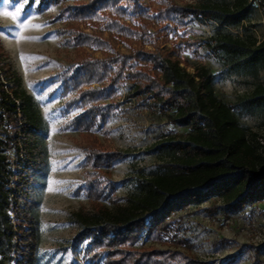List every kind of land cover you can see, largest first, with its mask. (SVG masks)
Here are the masks:
<instances>
[{
	"label": "trees",
	"instance_id": "obj_1",
	"mask_svg": "<svg viewBox=\"0 0 264 264\" xmlns=\"http://www.w3.org/2000/svg\"><path fill=\"white\" fill-rule=\"evenodd\" d=\"M60 2L40 0L39 5ZM152 2L155 8L144 0H73L61 11L70 20L65 32L77 64L62 74L63 94L73 97L70 107L81 109L68 127L89 142L84 175L91 209L74 214L80 232L73 242L76 248L87 243L84 253L94 264H210L183 240L171 241L172 247L157 246H167L165 236L178 212L207 201L222 202L231 211L264 201V155L254 132L218 97L211 70L197 65L192 73L181 57L194 48L202 61L199 47H194L197 40L187 37L193 32L188 20L205 19L215 23L208 48L222 64L239 76L258 77L264 71V40L244 30L253 4ZM170 31L185 44L164 46L162 34ZM125 84L133 97H148L171 123L189 128V133L152 146L162 159L160 171L143 175L136 192L121 204L115 183L106 175L130 153L105 151L95 135L99 129L109 132L107 122ZM236 107L249 115L264 114V84L241 97ZM50 158L44 116L0 42V264L40 262L38 188Z\"/></svg>",
	"mask_w": 264,
	"mask_h": 264
},
{
	"label": "rangeland",
	"instance_id": "obj_2",
	"mask_svg": "<svg viewBox=\"0 0 264 264\" xmlns=\"http://www.w3.org/2000/svg\"><path fill=\"white\" fill-rule=\"evenodd\" d=\"M39 1L0 0V42L8 61L20 75L23 87L33 96L44 116L51 155L50 169L38 188L39 264H94L84 253L87 243L76 248L73 242L80 232L74 214L81 208L91 209L84 175L88 137L68 127L81 109L68 105L73 97L64 95L62 88V74L77 65L75 49L69 45L65 32L70 20L61 14L73 0H61L59 4L48 6H40ZM233 1L176 0L181 6ZM249 2L253 9L244 30L263 41L264 3ZM144 4L155 8L152 0H144ZM214 26V22L205 19L189 18L188 28L193 32L187 37L197 40L194 47H199L202 61L194 48H189L181 54L188 62L183 66L192 73L197 65L211 70L218 97L234 108L243 126L254 132L264 155V114L249 115L236 107L241 97L251 93L257 84H264V71L252 78L239 76L225 67L208 48ZM234 32L242 33V30ZM161 43L170 47L173 43L185 44V41L170 31L162 34ZM118 92L117 109L107 122L109 132L99 129L95 138L105 151L130 153L113 165L110 176L106 175L115 183L121 204H126V197L136 192L143 175L152 176L160 171L162 159L151 150L152 146L167 137H184L189 128L171 123L148 97H133L129 85H122ZM105 204L113 208L108 201ZM165 240L167 246H157L172 247L171 241L183 240L192 246L196 256L210 264H264V201L249 204L239 211L228 210L222 202L192 205L178 212ZM144 243L151 244L147 238Z\"/></svg>",
	"mask_w": 264,
	"mask_h": 264
},
{
	"label": "snow or ice",
	"instance_id": "obj_3",
	"mask_svg": "<svg viewBox=\"0 0 264 264\" xmlns=\"http://www.w3.org/2000/svg\"><path fill=\"white\" fill-rule=\"evenodd\" d=\"M22 59H23V57H22Z\"/></svg>",
	"mask_w": 264,
	"mask_h": 264
}]
</instances>
